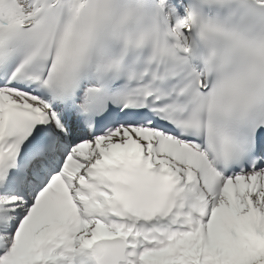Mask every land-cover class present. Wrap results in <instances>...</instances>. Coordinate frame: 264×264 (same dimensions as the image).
Returning <instances> with one entry per match:
<instances>
[{
	"label": "snow or ice",
	"instance_id": "obj_1",
	"mask_svg": "<svg viewBox=\"0 0 264 264\" xmlns=\"http://www.w3.org/2000/svg\"><path fill=\"white\" fill-rule=\"evenodd\" d=\"M0 264H264V0H0Z\"/></svg>",
	"mask_w": 264,
	"mask_h": 264
}]
</instances>
